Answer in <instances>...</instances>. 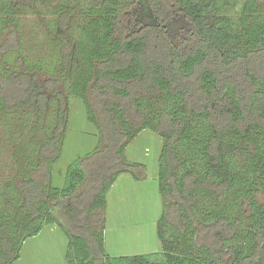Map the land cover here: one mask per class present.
Instances as JSON below:
<instances>
[{
	"label": "trees",
	"instance_id": "obj_1",
	"mask_svg": "<svg viewBox=\"0 0 264 264\" xmlns=\"http://www.w3.org/2000/svg\"><path fill=\"white\" fill-rule=\"evenodd\" d=\"M29 9L50 16L27 55ZM69 98L104 146L58 188ZM12 115L32 124L18 129L28 151L14 153L26 154L17 188L0 187V264L44 226L65 233L68 264H264V0H0V124ZM144 130L162 140L160 251L108 256L106 197L121 174L142 179L125 149Z\"/></svg>",
	"mask_w": 264,
	"mask_h": 264
},
{
	"label": "rangeland",
	"instance_id": "obj_2",
	"mask_svg": "<svg viewBox=\"0 0 264 264\" xmlns=\"http://www.w3.org/2000/svg\"><path fill=\"white\" fill-rule=\"evenodd\" d=\"M236 1L240 3V0ZM22 14L25 35L32 34L36 39L24 40L25 51L29 55V52L35 49L33 42L39 41L37 45L46 43L47 23L44 19H49L50 15L44 11L36 15L30 9ZM74 19L71 16L68 25ZM66 35L69 38V30H66ZM38 79L42 85L48 76L39 74ZM58 88L66 98L64 88L62 86ZM48 98L50 111L47 117L53 129L55 124L53 125L52 121L56 120L57 105L53 104L51 94ZM65 100L63 111L67 116L63 125L61 153L51 168V184L58 188L63 185L65 170L69 164L86 158L99 144L100 147L104 146L100 143L98 130L87 120L83 103L75 98H69L67 103ZM20 114L22 115V112ZM14 117L19 115H12V121L8 122L6 119L0 124V187L12 183L17 188V183L21 180L19 169H24L25 166L23 157L26 154H19L14 158V153L18 149L28 151L26 142L23 143L25 139L21 140L18 135V129L24 126L26 135L32 124L28 119L31 116L27 118V122L23 119L24 123L21 121L22 116L19 120H14ZM5 126L8 131H5ZM161 146L162 140L157 134L144 130L125 149L126 159L142 164L145 170L143 173H136L137 176H141L140 180H135L128 173L121 174L108 191L104 217V251L111 256L142 255L160 251L156 224L162 213L157 187ZM110 168H113L112 165ZM257 201L264 203V197L257 196ZM67 243L65 233L58 226H44L39 234L23 243L19 259L13 264H68L65 259Z\"/></svg>",
	"mask_w": 264,
	"mask_h": 264
},
{
	"label": "crops",
	"instance_id": "obj_3",
	"mask_svg": "<svg viewBox=\"0 0 264 264\" xmlns=\"http://www.w3.org/2000/svg\"><path fill=\"white\" fill-rule=\"evenodd\" d=\"M106 201H107V199H106ZM105 253H106V252H105ZM106 255L111 256L110 254H107V253H106Z\"/></svg>",
	"mask_w": 264,
	"mask_h": 264
}]
</instances>
